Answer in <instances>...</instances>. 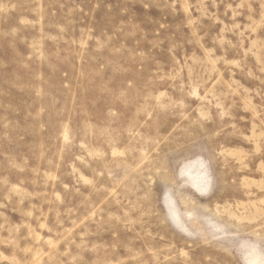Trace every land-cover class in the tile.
<instances>
[{
	"label": "rangeland",
	"instance_id": "rangeland-1",
	"mask_svg": "<svg viewBox=\"0 0 264 264\" xmlns=\"http://www.w3.org/2000/svg\"><path fill=\"white\" fill-rule=\"evenodd\" d=\"M0 264H264V0H0Z\"/></svg>",
	"mask_w": 264,
	"mask_h": 264
}]
</instances>
